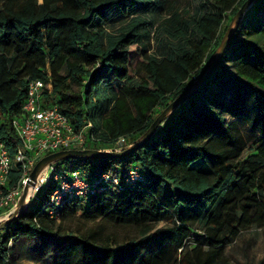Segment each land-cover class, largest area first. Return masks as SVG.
I'll return each instance as SVG.
<instances>
[{
  "label": "trees",
  "instance_id": "obj_1",
  "mask_svg": "<svg viewBox=\"0 0 264 264\" xmlns=\"http://www.w3.org/2000/svg\"><path fill=\"white\" fill-rule=\"evenodd\" d=\"M129 1L0 0V142L10 156L19 145L11 119L21 113L32 79L50 81L46 99L77 125L93 122L99 141L88 149L121 137L133 144L156 110L207 68L225 20L246 0H213L215 11L196 22L198 36L186 37L182 52L161 59L142 44L149 33L141 19L117 35L106 32L110 12L125 14ZM263 101L264 0H258L208 79L149 142L122 158L55 163L88 178L105 171L122 177L135 168L144 179L66 202L56 217L48 214L49 181L0 230V264H8L22 243L36 261L48 257V264H227L225 248L242 231L264 227ZM20 178L14 167L7 188ZM77 215L132 227L138 236L120 241L95 228L86 234L62 229ZM164 219L170 225L155 230Z\"/></svg>",
  "mask_w": 264,
  "mask_h": 264
},
{
  "label": "built area",
  "instance_id": "obj_2",
  "mask_svg": "<svg viewBox=\"0 0 264 264\" xmlns=\"http://www.w3.org/2000/svg\"><path fill=\"white\" fill-rule=\"evenodd\" d=\"M50 93V81L29 80L22 111L11 119L12 128L19 140L13 156H10L5 145L0 142V213L16 206L24 181L40 158L61 150L88 149L99 141L93 122L83 120L77 125L46 99V95ZM1 119L0 116V122ZM131 144L128 138L121 137L99 150L121 151ZM14 167H18L21 178L17 185L10 189L7 188L9 175ZM143 179L135 168H131L122 177L105 171L88 178L79 169H68L54 163L46 173L38 176L32 195L38 194L51 181L53 189L49 196L48 214L50 217H56L66 202L77 198L87 199L107 190H123Z\"/></svg>",
  "mask_w": 264,
  "mask_h": 264
},
{
  "label": "rangeland",
  "instance_id": "obj_3",
  "mask_svg": "<svg viewBox=\"0 0 264 264\" xmlns=\"http://www.w3.org/2000/svg\"><path fill=\"white\" fill-rule=\"evenodd\" d=\"M214 11L213 0H132L127 3L125 14L117 8L110 12L105 28L108 34L117 35L123 32V28L130 25L133 20L141 19L145 21L146 24L143 28L148 31L149 35L143 38L142 44L148 47L149 54L161 59L170 57L175 52H182L185 38H196L198 36L196 30L197 20L204 13ZM231 19V17L228 18L225 23L229 24ZM179 30L184 34L180 35ZM139 31H142V28ZM223 66H228V63L223 64ZM73 90L80 91V86L74 84ZM260 107L264 113V101L260 103ZM156 111L159 114L160 110L157 109ZM65 164L70 168L72 167L70 163ZM48 168L49 166L45 168L46 172ZM165 188L169 191L168 193H175V190L169 184ZM33 195L30 197L29 202L37 196V193ZM260 195L264 198V192H260ZM32 205L33 203L30 204V206ZM12 209L8 208L5 213H0V221ZM169 225L168 220L164 219L155 223L153 227L156 230ZM94 228L99 236L113 235L120 241L124 237L138 236V230L132 227L117 226L104 220L89 221L79 215L62 222V229L79 234H86ZM24 244L15 247L12 254L14 258L8 264H48V257L36 261ZM225 256L227 264H264V227H252L242 231L225 248Z\"/></svg>",
  "mask_w": 264,
  "mask_h": 264
},
{
  "label": "water",
  "instance_id": "obj_4",
  "mask_svg": "<svg viewBox=\"0 0 264 264\" xmlns=\"http://www.w3.org/2000/svg\"><path fill=\"white\" fill-rule=\"evenodd\" d=\"M256 1L258 0H246L240 6V8L237 10V12L234 14L231 21L229 22L228 27L219 43V46L217 47L214 53L213 60L208 64L207 68L203 71V73L199 76L198 79L193 81L191 86L186 91L176 97L161 112H159V114L156 115L152 124L138 139H136L133 144L121 151H103L99 149H71L50 153L40 158L30 171L28 177L25 179L21 195L18 199L16 206L12 209L8 216H6L3 220L0 221V230H2L7 224H9L26 208L29 199L32 196V194L29 196V188L31 187V190L33 191L38 176L46 167L50 166L51 164L79 158H85L90 160L122 158L131 154L132 152L149 142L153 135L165 123V121L170 118L173 113H175L177 109H179V107L188 98H190V96L208 79L212 71L220 62L225 50L229 45L230 40L237 31L243 16Z\"/></svg>",
  "mask_w": 264,
  "mask_h": 264
},
{
  "label": "bare ground",
  "instance_id": "obj_5",
  "mask_svg": "<svg viewBox=\"0 0 264 264\" xmlns=\"http://www.w3.org/2000/svg\"><path fill=\"white\" fill-rule=\"evenodd\" d=\"M44 172H46V169L45 170H43V172L42 173H44ZM30 190H29V196L32 194V190H31V187L29 188Z\"/></svg>",
  "mask_w": 264,
  "mask_h": 264
},
{
  "label": "crops",
  "instance_id": "obj_6",
  "mask_svg": "<svg viewBox=\"0 0 264 264\" xmlns=\"http://www.w3.org/2000/svg\"><path fill=\"white\" fill-rule=\"evenodd\" d=\"M2 219V218H1Z\"/></svg>",
  "mask_w": 264,
  "mask_h": 264
}]
</instances>
